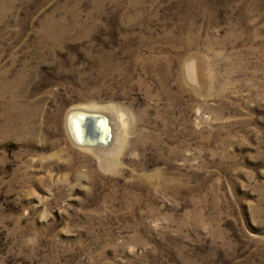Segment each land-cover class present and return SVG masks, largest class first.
Masks as SVG:
<instances>
[{"label":"rangeland","instance_id":"374dc122","mask_svg":"<svg viewBox=\"0 0 264 264\" xmlns=\"http://www.w3.org/2000/svg\"><path fill=\"white\" fill-rule=\"evenodd\" d=\"M0 264H264V0H0Z\"/></svg>","mask_w":264,"mask_h":264},{"label":"bare ground","instance_id":"6f19581e","mask_svg":"<svg viewBox=\"0 0 264 264\" xmlns=\"http://www.w3.org/2000/svg\"><path fill=\"white\" fill-rule=\"evenodd\" d=\"M187 42V41H186ZM199 65L196 64V60L194 58H188L182 68V75H183V79L186 83L196 86V87H200L203 88V79L201 74V69L200 67H198ZM179 84V83H178ZM74 110H78V111H82L84 113H95V114H102L98 111H95L94 109L91 108H73L71 110H69L68 113H66V117L67 115ZM66 117H65V129H66ZM109 118V117H108ZM113 120V119H112ZM69 124H70V130H71V135L74 139V141L76 143H78L77 146L79 147H83L85 149H91L92 151H102V148H106V147H102L101 145L97 144L96 146H90L94 141L90 139V137H88L89 134H87L86 132L88 131V129L90 127H92L91 124H89L88 119L83 118L82 116H76L73 119H68ZM67 121V122H68ZM123 121V120H122ZM88 122V123H87ZM111 121L109 123V127L111 129V136H110V141L112 140V128L111 126ZM118 124V123H117ZM115 125V123H114ZM125 126V125H124ZM93 127H95L93 125ZM114 127V126H113ZM67 130V129H66ZM116 131V130H115ZM67 132V131H66ZM100 133V132H99ZM68 134V133H67ZM74 144V143H73ZM75 145V144H74ZM82 145V146H81ZM84 145V146H83ZM75 147V146H74ZM107 149V148H106ZM108 150V149H107ZM95 154V152H94ZM100 154V153H98ZM102 156V155H100ZM107 163H109V161H106Z\"/></svg>","mask_w":264,"mask_h":264},{"label":"water","instance_id":"95a60500","mask_svg":"<svg viewBox=\"0 0 264 264\" xmlns=\"http://www.w3.org/2000/svg\"><path fill=\"white\" fill-rule=\"evenodd\" d=\"M76 116H82L83 118L88 119L89 124L92 125V127H90L86 132L87 134H89L88 137H90V139L94 141L90 146H96L97 144H99L102 147H107L109 145L111 136L109 119L104 114L84 113L82 111L74 110L71 111L66 117V129L70 140L75 145H78V143L74 141L71 135L70 124L68 119H73ZM93 125L95 127H93Z\"/></svg>","mask_w":264,"mask_h":264}]
</instances>
